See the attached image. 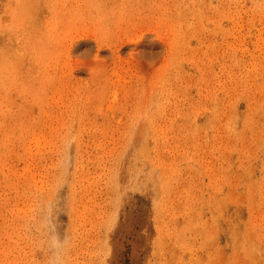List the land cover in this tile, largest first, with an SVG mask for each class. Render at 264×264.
Listing matches in <instances>:
<instances>
[{
    "label": "rangeland",
    "instance_id": "1",
    "mask_svg": "<svg viewBox=\"0 0 264 264\" xmlns=\"http://www.w3.org/2000/svg\"><path fill=\"white\" fill-rule=\"evenodd\" d=\"M0 264H264V0H0Z\"/></svg>",
    "mask_w": 264,
    "mask_h": 264
}]
</instances>
